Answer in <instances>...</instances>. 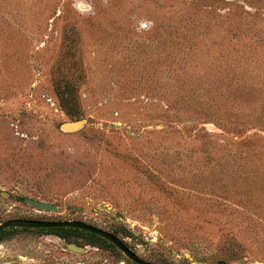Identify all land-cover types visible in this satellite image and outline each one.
<instances>
[{
  "label": "rangeland",
  "instance_id": "1",
  "mask_svg": "<svg viewBox=\"0 0 264 264\" xmlns=\"http://www.w3.org/2000/svg\"><path fill=\"white\" fill-rule=\"evenodd\" d=\"M12 219L85 222L155 264H264V0H0ZM59 237L4 230L0 264H134Z\"/></svg>",
  "mask_w": 264,
  "mask_h": 264
},
{
  "label": "water",
  "instance_id": "2",
  "mask_svg": "<svg viewBox=\"0 0 264 264\" xmlns=\"http://www.w3.org/2000/svg\"><path fill=\"white\" fill-rule=\"evenodd\" d=\"M79 123L80 122L67 123L63 126V129L64 131L78 130L80 128V127L78 128ZM24 203L36 208L39 211L57 210L56 205L33 198H25ZM55 228H73L88 232L104 240H107L110 244L114 245L120 252H122L134 264H155L142 259L135 252H133L125 244L123 240H121L114 234L81 221H42V220H32V219H12L0 224V233L7 229L40 230V229H55ZM67 249L76 253H81L83 252V250H85L83 247H78L75 244H67Z\"/></svg>",
  "mask_w": 264,
  "mask_h": 264
},
{
  "label": "trees",
  "instance_id": "3",
  "mask_svg": "<svg viewBox=\"0 0 264 264\" xmlns=\"http://www.w3.org/2000/svg\"><path fill=\"white\" fill-rule=\"evenodd\" d=\"M44 231H49L51 234H55L57 236H60L68 241H71L70 236H79V235H87L91 239L95 241H101L104 243L110 244L107 240H104L96 235L90 234L88 232L78 230V229H73V228H55V229H40ZM3 234V232L0 233V235ZM111 246H114L111 244Z\"/></svg>",
  "mask_w": 264,
  "mask_h": 264
},
{
  "label": "bare ground",
  "instance_id": "4",
  "mask_svg": "<svg viewBox=\"0 0 264 264\" xmlns=\"http://www.w3.org/2000/svg\"><path fill=\"white\" fill-rule=\"evenodd\" d=\"M81 126V122L79 123V126H78V128ZM66 127V126H65ZM64 127V128H65ZM66 131H69V130H66ZM86 250H83V252H85Z\"/></svg>",
  "mask_w": 264,
  "mask_h": 264
}]
</instances>
